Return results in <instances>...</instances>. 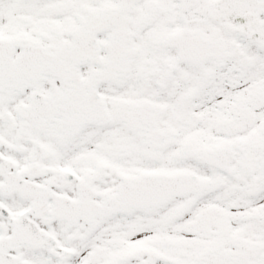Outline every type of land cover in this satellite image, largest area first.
Listing matches in <instances>:
<instances>
[{"label": "snow or ice", "instance_id": "obj_1", "mask_svg": "<svg viewBox=\"0 0 264 264\" xmlns=\"http://www.w3.org/2000/svg\"><path fill=\"white\" fill-rule=\"evenodd\" d=\"M0 264H264V0H0Z\"/></svg>", "mask_w": 264, "mask_h": 264}]
</instances>
